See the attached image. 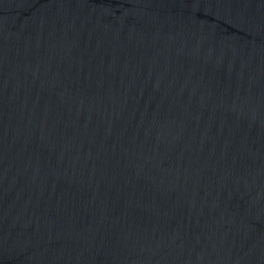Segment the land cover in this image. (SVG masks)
Segmentation results:
<instances>
[{"label": "water", "instance_id": "1", "mask_svg": "<svg viewBox=\"0 0 264 264\" xmlns=\"http://www.w3.org/2000/svg\"><path fill=\"white\" fill-rule=\"evenodd\" d=\"M0 264H264V0H0Z\"/></svg>", "mask_w": 264, "mask_h": 264}]
</instances>
